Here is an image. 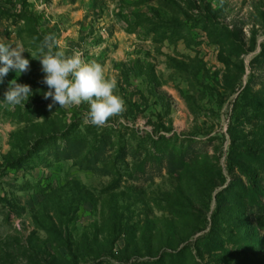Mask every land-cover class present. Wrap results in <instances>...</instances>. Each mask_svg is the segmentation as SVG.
Segmentation results:
<instances>
[{
  "label": "rangeland",
  "instance_id": "obj_1",
  "mask_svg": "<svg viewBox=\"0 0 264 264\" xmlns=\"http://www.w3.org/2000/svg\"><path fill=\"white\" fill-rule=\"evenodd\" d=\"M48 35L122 114L49 109ZM0 38L29 52L0 97L33 93L0 106V264H264V0H0Z\"/></svg>",
  "mask_w": 264,
  "mask_h": 264
},
{
  "label": "clouds",
  "instance_id": "obj_2",
  "mask_svg": "<svg viewBox=\"0 0 264 264\" xmlns=\"http://www.w3.org/2000/svg\"><path fill=\"white\" fill-rule=\"evenodd\" d=\"M55 47L54 38L45 36L31 56L40 62L44 74L42 83L47 86L43 98H51L52 101L49 109L56 104L59 107H78L87 103L89 107L85 119L96 127L105 125L110 117L123 113L125 104L122 97L115 94V77H107L101 64L84 61L79 52L68 56L63 51L54 50ZM24 52L28 50L22 43L0 38V83L10 71L19 76L28 70L29 60L22 55ZM32 94L29 85L17 83L13 78L0 97V106L24 108Z\"/></svg>",
  "mask_w": 264,
  "mask_h": 264
},
{
  "label": "trees",
  "instance_id": "obj_3",
  "mask_svg": "<svg viewBox=\"0 0 264 264\" xmlns=\"http://www.w3.org/2000/svg\"><path fill=\"white\" fill-rule=\"evenodd\" d=\"M170 257L175 258V254H171ZM126 263V262H125Z\"/></svg>",
  "mask_w": 264,
  "mask_h": 264
}]
</instances>
